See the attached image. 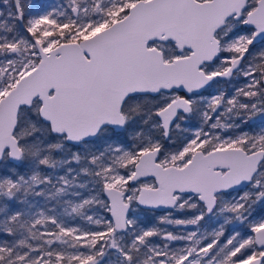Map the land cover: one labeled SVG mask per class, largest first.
<instances>
[{"label": "snow or ice", "instance_id": "1", "mask_svg": "<svg viewBox=\"0 0 264 264\" xmlns=\"http://www.w3.org/2000/svg\"><path fill=\"white\" fill-rule=\"evenodd\" d=\"M0 264H264V0H0Z\"/></svg>", "mask_w": 264, "mask_h": 264}, {"label": "rangeland", "instance_id": "2", "mask_svg": "<svg viewBox=\"0 0 264 264\" xmlns=\"http://www.w3.org/2000/svg\"><path fill=\"white\" fill-rule=\"evenodd\" d=\"M28 2H31V0H28ZM40 2H43V0H40ZM59 2L60 0H46V3L48 4H54V3H59ZM164 214H165L164 212H155L154 214L148 213V220H149L148 226H151V224L156 223V217L164 215ZM174 215H179V213H174Z\"/></svg>", "mask_w": 264, "mask_h": 264}, {"label": "trees", "instance_id": "3", "mask_svg": "<svg viewBox=\"0 0 264 264\" xmlns=\"http://www.w3.org/2000/svg\"><path fill=\"white\" fill-rule=\"evenodd\" d=\"M42 3H46V0H43V2Z\"/></svg>", "mask_w": 264, "mask_h": 264}, {"label": "water", "instance_id": "4", "mask_svg": "<svg viewBox=\"0 0 264 264\" xmlns=\"http://www.w3.org/2000/svg\"><path fill=\"white\" fill-rule=\"evenodd\" d=\"M156 212H164V211H160V210H158V211H156Z\"/></svg>", "mask_w": 264, "mask_h": 264}]
</instances>
